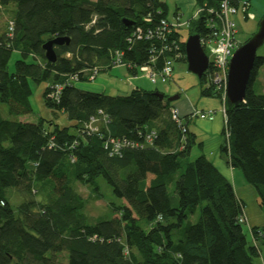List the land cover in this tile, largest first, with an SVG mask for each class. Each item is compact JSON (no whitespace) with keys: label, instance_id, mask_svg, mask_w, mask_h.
Wrapping results in <instances>:
<instances>
[{"label":"trees","instance_id":"1","mask_svg":"<svg viewBox=\"0 0 264 264\" xmlns=\"http://www.w3.org/2000/svg\"><path fill=\"white\" fill-rule=\"evenodd\" d=\"M196 1L217 7L222 0ZM2 10L11 17L0 31V103L10 115L0 111V264H264V225L247 233L245 202L230 179L205 154L189 160L195 136L188 130L183 137L168 94L161 99L158 89L136 87L109 95L76 86L89 80L90 69L114 67L117 50L137 75L136 67L149 63L161 42L135 38L130 45L128 38L135 27L147 31L171 20L165 2L0 0ZM190 27L201 37L209 31L204 15ZM55 36L70 42L55 45L51 62L42 45ZM180 38L175 30L169 36ZM179 41L185 52V41ZM263 66L264 56L257 55L245 99L225 102L220 150L256 190L264 212V93L254 89ZM199 83L201 96L222 100L221 89L204 85V77ZM57 84L62 90L52 97ZM34 85L43 86L54 118L13 119L34 113ZM59 113L71 124L55 122ZM92 117L98 121L91 130ZM110 137L132 145L112 155ZM100 176L124 203L111 205L113 217L91 222L72 180L101 195ZM12 194L22 199L16 204Z\"/></svg>","mask_w":264,"mask_h":264},{"label":"built area","instance_id":"2","mask_svg":"<svg viewBox=\"0 0 264 264\" xmlns=\"http://www.w3.org/2000/svg\"><path fill=\"white\" fill-rule=\"evenodd\" d=\"M236 2V3H235ZM251 3L248 0H222L217 7H197L194 14L185 19L179 12L175 14L173 19H161L160 23L153 29L144 31L141 27H135L132 35L128 38L129 44L133 43L135 38L145 39H158L161 42V46L153 47L151 50V57L149 63L137 66L138 74L143 73L152 83H156L158 79L162 81L173 80L174 77V62L183 61L186 57V53L181 50L180 39L169 40L170 34L175 30L180 33V29L184 26L190 27L191 21L200 18L204 15L206 18V24L209 29L206 36L201 37V44L209 57V67L204 72L203 76L207 86H215L223 91V106L221 111L226 121V88L228 85V70L231 57L236 48L242 43L237 38V22L234 17L243 12L249 14ZM9 29L12 30V23L9 24ZM168 53V55H167ZM124 51L117 50L115 53L113 66H131L123 60ZM162 60V63L158 64V61ZM89 80L95 79L99 74V68L94 67L90 69ZM74 79H78V74L74 75ZM55 90L50 93L52 97H58L62 85L57 84ZM171 117L179 126L185 138L186 132L189 130L187 119L181 114L180 110L176 106L170 107ZM215 111L210 110H193L187 118L194 119H213ZM97 118L92 117L88 123L89 129H96L94 124L97 122ZM156 132L152 131L147 135V143L152 144ZM229 136V133H226ZM107 143L110 144V152L112 155L120 154L124 147L130 144L127 140L115 139L110 137L107 139ZM137 145V144H136Z\"/></svg>","mask_w":264,"mask_h":264},{"label":"crops","instance_id":"3","mask_svg":"<svg viewBox=\"0 0 264 264\" xmlns=\"http://www.w3.org/2000/svg\"><path fill=\"white\" fill-rule=\"evenodd\" d=\"M167 4V17L169 19H173L177 12L181 13L185 19H189L197 9V1L196 0H161ZM251 3L249 14H245L243 12H239L234 19L238 24H241L242 21H257L259 25V21L264 16V0H248ZM122 66H114L109 67L107 69L102 70L100 73H107L110 77H114L112 74H108L115 69H119ZM126 67V66H124ZM127 68V67H126ZM129 71V69L127 68ZM130 72V71H129ZM131 73V72H130ZM133 81L142 82L141 84L133 83ZM146 81L149 79L146 76L142 75H134L126 78L127 86H130V90H133L136 87L145 88ZM160 80L158 79L155 84H157ZM168 87L165 88L166 93L163 90L158 89L160 92L164 94H179V98L172 101V105H175L179 108L181 114L187 119L189 125L190 133L195 136V143L198 148L201 150L199 154H205L221 171L224 173L230 181L233 183L235 187V192L241 200L245 202V216L246 222L250 229L254 226H262L264 225V212L257 204V192L256 190L249 184L245 183V179L241 177L236 168H233L229 165L227 158L221 153L220 146L223 142V134L222 130L225 124V117L223 112L221 111L223 106V101L219 98L215 97H206L201 96L196 92H189L191 89V85H198L196 81H194L189 74L186 72H181L180 75L174 73L173 80H167ZM113 90H121V88L117 87V84L114 83ZM200 91V90H199ZM43 92V91H42ZM131 92V91H130ZM200 93V92H199ZM111 95H119L117 93H109ZM186 94L184 99H180L181 95ZM200 95V96H199ZM42 97V96H41ZM204 97V98H203ZM40 105L45 112L49 113L48 116H45L46 119H52L53 112L44 106V101L40 98ZM214 110L215 115L213 119H188V114L193 110ZM44 112V113H45ZM63 113H59L55 122L60 124H65L62 122L61 117ZM65 114V113H64ZM67 117V114H65ZM67 125L71 124V122L66 118ZM193 145V146H194ZM193 149V147H192ZM191 149V152H192ZM235 176L237 178V183H235ZM250 235V234H249Z\"/></svg>","mask_w":264,"mask_h":264},{"label":"rangeland","instance_id":"4","mask_svg":"<svg viewBox=\"0 0 264 264\" xmlns=\"http://www.w3.org/2000/svg\"><path fill=\"white\" fill-rule=\"evenodd\" d=\"M10 17H11V13L9 11H7V10L0 11V31L4 30L6 28L7 19H9ZM257 29H258L257 21H254V22L253 21H248V22L242 21L241 24L237 23V30H238L237 38L241 42H244L245 40L250 38L257 31ZM192 31H193V27H186V26L182 27L180 29L181 39L186 41L188 36L192 33ZM257 54L264 56V44L258 49ZM17 57H18V54H16V53H14L12 55L11 60L9 61V64H8L9 70L13 69V64H14V61L17 59ZM182 71L189 74V76L194 81H196V83L198 84V85H193V86L191 85V88H190L191 90L189 92L190 93L196 92L197 95L200 94L199 90H200L201 86L199 83V77L196 74H194L188 70L187 62H185V61L174 62V71L173 72L176 73L177 75H180ZM108 74H112L114 77L113 78L110 77L109 75H107V73H99L94 80L90 79V80L77 81L76 86L81 88V89H84V90L95 91V92H104L106 94L117 93L120 95H125V94L130 93V91H131L130 86H127V84H125L126 78L127 77L132 78V76H134V75L132 73H130L126 67L122 66L119 69L117 68ZM139 75L145 76L143 73H140V72H139ZM159 80L160 81L157 84L152 83L150 80L146 81L145 88H147V89L159 88L160 90L165 91V88H167L169 85L168 82L162 81L161 79H159ZM114 83H116L117 87L121 88V90H117V91L113 90ZM133 83L134 84L135 83L141 84L142 82L133 81ZM204 85H207L205 83V80H204ZM254 89L258 93H264V66L260 69L259 75L254 82ZM42 90H43L42 85L34 87V93L32 96V105L34 108V113H30V114H26V115H22V116H13L12 118L13 119H20V120L34 121L39 116H43V115L48 116L49 113L48 112L46 113L45 109H43L40 105V103H41L40 98H42L41 97L42 96ZM165 92L168 93V91H165ZM109 95H111V94H109ZM171 95H174V94H171ZM185 95L186 94L181 95L180 99H184ZM42 100H43V98H42ZM197 110H200V109H197ZM0 111L4 117H10L6 103H0ZM62 115H63V117H61V118H63L62 122L66 124L67 123V121H66L67 117L65 116L64 113ZM200 151L201 150L198 148V146L194 145L192 152H191V156L189 157V160H192L195 157H197L199 155ZM237 171L239 172L241 177H243L241 170L237 169ZM243 179H244V177H243ZM234 180H235V183H237L236 176H235ZM72 183L74 185H76L77 189L79 190L81 195L86 200L85 212L90 217L91 222H95L99 219H107V218L113 217L114 212L111 208V205L112 204L120 205V204L124 203L123 199L117 197L113 193L112 186L109 185L107 183V181L102 176L98 177V179H97V183L100 187L101 195H96V192H94V189L88 185H85V184L80 183V182H74V180H72ZM245 183H246V181H245ZM169 190L171 192H174V182H173V184H171L169 186ZM18 196H19V198H17L16 195L12 194L13 201L16 204L19 202L20 199H22L20 195H18ZM200 211H201V208L199 207L197 212L190 216V218L193 222H196L198 220V218L200 217ZM244 228H245V231L248 233L249 226H248L247 222L245 223ZM63 260L65 261L66 258L64 257Z\"/></svg>","mask_w":264,"mask_h":264},{"label":"water","instance_id":"5","mask_svg":"<svg viewBox=\"0 0 264 264\" xmlns=\"http://www.w3.org/2000/svg\"><path fill=\"white\" fill-rule=\"evenodd\" d=\"M132 25V23H129ZM67 36H55L42 45L45 57L48 61L54 62L57 59L55 45L69 44ZM264 44V16L259 21L257 31L245 42L240 44L234 51L228 70V85L226 88V102L239 104L245 99L247 86L251 72L255 64L258 49ZM186 62L188 70L201 78L209 67V57L205 52L198 33L190 34L185 41ZM161 99L165 94L155 92ZM179 98V94L168 96L169 101Z\"/></svg>","mask_w":264,"mask_h":264},{"label":"bare ground","instance_id":"6","mask_svg":"<svg viewBox=\"0 0 264 264\" xmlns=\"http://www.w3.org/2000/svg\"><path fill=\"white\" fill-rule=\"evenodd\" d=\"M87 71V70H86ZM95 116V115H94ZM97 117H99V116H97ZM88 121V120H87ZM98 121V120H97ZM95 126V125H94ZM102 128V127H101ZM91 132V131H90ZM94 133V132H93ZM121 139V138H120ZM102 146H103V144H102ZM108 147V146H107ZM109 151V150H108Z\"/></svg>","mask_w":264,"mask_h":264}]
</instances>
